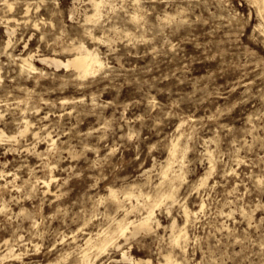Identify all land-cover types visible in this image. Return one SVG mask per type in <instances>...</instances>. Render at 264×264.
I'll use <instances>...</instances> for the list:
<instances>
[{
    "label": "clouds",
    "instance_id": "1",
    "mask_svg": "<svg viewBox=\"0 0 264 264\" xmlns=\"http://www.w3.org/2000/svg\"><path fill=\"white\" fill-rule=\"evenodd\" d=\"M0 264H264V0H0Z\"/></svg>",
    "mask_w": 264,
    "mask_h": 264
}]
</instances>
